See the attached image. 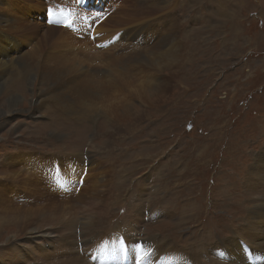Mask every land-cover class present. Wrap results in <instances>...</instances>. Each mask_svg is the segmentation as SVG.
Returning <instances> with one entry per match:
<instances>
[{
  "label": "rangeland",
  "instance_id": "374dc122",
  "mask_svg": "<svg viewBox=\"0 0 264 264\" xmlns=\"http://www.w3.org/2000/svg\"><path fill=\"white\" fill-rule=\"evenodd\" d=\"M8 1L9 8L0 0V17L14 18L24 30L7 32L0 27L4 39L0 59L8 62L14 57L13 67L21 71L20 78H0V110L9 94L20 99L9 115L0 116L1 211L34 216L38 210L63 209L74 196L85 193L88 197L89 180L102 172L105 183L99 189L102 202L98 208L80 210L73 205L68 209L73 228L65 230L69 220L64 217L61 225L50 228L56 236L69 233L76 242L77 233L84 229V214L99 233L96 238L110 235L117 225L133 217V240L126 245L131 260L126 264L141 256L139 248L150 245V240L157 244L163 240L167 250L164 253L159 246L157 253H169L180 260L178 264H212L204 252L216 240L238 245L247 260L264 262L261 250L245 252L238 241L247 249L252 244L247 239L248 244L244 243L240 236L234 239L230 231L241 220L244 224L235 231L250 227L255 232L264 226V0H166L167 8L146 16L149 18L134 16L138 0ZM168 19L176 25L180 66L154 72L143 64L145 72H140L141 62L121 65L125 62L121 59L141 54L159 40L153 38L149 47H137L128 54L138 28L150 21L145 32H151ZM123 27L128 29L124 36ZM100 30H114L115 42L121 44L114 50L110 47L111 51L96 50L106 40ZM145 32L140 39L148 42ZM10 36L17 42L6 44ZM16 46H22L17 55ZM31 51H35L34 72L42 75L45 65L47 73L64 75L59 78L65 86L54 93L60 96L47 100L50 83L46 80H23L28 68L22 70L21 58ZM154 73L161 78L162 93L144 100L128 91L130 80L153 83L147 78ZM108 97L115 99L108 109L119 108L122 102L129 106L109 117L110 111L104 109ZM27 157H36L38 162L30 171L21 169L17 176H10L18 166L5 168L4 164L25 162ZM79 163L87 169L85 174ZM38 164L42 172L39 168L36 174L32 167ZM257 221L262 225L254 227ZM127 228L125 225L123 230ZM14 233L18 238L7 243L4 239ZM112 238L114 245L102 248L106 257L115 252L117 261L119 251L112 247L120 250V243ZM29 240L14 225H7L0 232V258L9 246L28 244V249L17 251L16 263L0 264H34L38 245ZM58 243L48 252L62 258L63 246ZM174 247L185 253H176ZM260 247L264 249V243ZM215 252L214 247L209 251L210 255ZM88 257L82 262L93 264ZM138 259L141 264H155Z\"/></svg>",
  "mask_w": 264,
  "mask_h": 264
},
{
  "label": "bare ground",
  "instance_id": "6f19581e",
  "mask_svg": "<svg viewBox=\"0 0 264 264\" xmlns=\"http://www.w3.org/2000/svg\"><path fill=\"white\" fill-rule=\"evenodd\" d=\"M4 1L6 2V5L9 8L10 1H8V0H4ZM165 1L166 0H138V1H136V3H138L139 8L135 11L136 13H135L134 16H136V17H146V16L151 15L154 12L157 13V12H159V11L167 8V5H164ZM6 9L7 8H5V10ZM3 12H5V11H3ZM146 18H149V17H146ZM149 22L146 23L144 26H142V27H140V28L137 29V36H134L136 42H132V44L129 46L128 51H127L128 54L133 53L134 49L137 48V47H143V48L146 47V46L149 47V42L153 38H159V40L154 45H152L150 48H148L146 51H144L143 53L141 52V54H138V55L133 54V55L127 56L126 58L121 59L122 61H125V62L121 63V65L124 64V66H128L129 64H132V63H135V62H141V64H142V67L141 68L142 69H140V72H145L144 71L143 64L146 65L145 66L146 67V70H147V67H149V69L153 70L154 72H159L161 70H165V69H168L170 67L177 66V65L180 66L179 65L180 63L178 64V60H177L178 57H179V53L178 52H180V50L177 51V48H178V44L179 43H178V41H176V35H175L176 25L174 24V22L171 21V20H169V22L167 21L168 22L167 24H165V23H162V24L158 23L159 25H157V27L155 28L156 30L150 28V29H152V31L146 33L145 32V29L150 26ZM18 25H20V22L17 21V20H15L14 18H12V20H8L7 17H4V16L3 17H0V27H1V31L3 30V31H7L8 32V31H12L13 30V31L16 32L17 30H20V31L24 30L23 28H19ZM124 28L125 27H123L122 29H124ZM113 31L112 30H100L99 31V32H102L104 34V37H102V38H105L106 39V40H104V42L107 41V39L109 38L110 40H112L115 43V45L110 46V47H112L111 50L112 49L113 50L116 49V46H118V45L121 44L120 41L118 43L115 42V35H114ZM123 31L125 32L123 34V36L125 34H128V29H124ZM143 31L146 34H148V35H146V40L148 42L144 41V39H140V34ZM6 35L9 36L8 34H6ZM0 37H1V34H0ZM117 37H118V35H117ZM119 38H120V36H119ZM2 40H4V39L0 38V48L3 46ZM12 42H15L16 43L17 40L14 37H11L8 40H6V44L7 43H12ZM21 47L22 46H16V48H15L16 49L15 50V54L16 55H17V50L20 49ZM110 47L107 50H110ZM93 50H95V49H93ZM34 56H35V51H31L30 53L26 54V56H24V57L21 58L22 59V63H23L22 70H26L28 68L27 72H25V75L23 74V80L33 79V80L36 81L37 79H39V80H41V82L44 81V80H46V81H48V83H50V87H48V89L45 92L46 96L48 97L47 100H49L51 98H54L55 96H60V95H55L54 93L57 90H61L65 86V83L61 82L63 80L62 77L64 75L62 76V75H58L57 74V76H53L51 73H47L46 72L47 69L45 68V65L43 66V69L40 70L42 72V75H39V73L34 72L35 70L31 68V63H32V59H33ZM37 59H39V56L37 57ZM13 60H14V57H12L10 60H8V62L1 61V59H0V78L2 76H4V77H9L10 76L13 79L16 78V77H19L18 75H20L21 71H17V70L14 69V67L12 65ZM112 63H114V62H112ZM111 68H110V71H111ZM65 70H67V69H65ZM62 72L64 73V71H62ZM113 72H114V70H113ZM122 73L123 72H120L118 74L117 72H115V74H118V75H120ZM46 74L48 76H46ZM84 75H86V72H84ZM59 76H62V77L59 78ZM111 78H112V75H111ZM147 79H150L153 83H149L148 82L149 84H145L144 82L139 81V80H137V81H134V80L131 81L130 80L129 83H131V84H129L128 91L129 90L130 91H134L139 98H142L144 100H147V99L151 98L154 94H159V93H162L163 92L164 87H163V84L161 83V78H159L157 74H155V73L154 74H150V75H148V78ZM15 85L16 84H14V86ZM17 86H15V87H17ZM148 86H150V87L148 88ZM151 87H154V88H151ZM148 93H150V95ZM9 95L10 96H8V97H10V98L8 100V103L5 104L4 106H2L3 109L0 110V116L1 115H9V113H11V111L13 110V107L14 106L16 107V105L20 101V99L18 98L19 96L17 97V96H14L12 94H9ZM110 97H108V99L106 98L107 101L105 100V103H104V105H106V107H104V109L110 111L109 117L112 116L114 113H116L117 110L122 111L126 106H129V104H127L125 102H122L119 108H118V106H116V105L114 106L113 105L111 107V109H108V107L111 106L112 103H113V101L115 100V99L110 100ZM112 97H114V96H112ZM144 97H146V98H144ZM121 101H123V100H121ZM41 102H43V101H41ZM36 107H37V105H35V108ZM35 110H37V109H35ZM12 157H14V156H12ZM36 162H38V160H37L36 157H27L25 159V162L7 161L4 164V166H5V168H8V167L11 168L13 166H18V167H16L17 170H16L15 173H13V174L10 173V176H17L16 174L20 173V171H22L21 169H23V171H26V172H27V170L30 171V169H28V168H30V166H33ZM79 164H80V167L79 168L83 167L82 166V163H79ZM40 166H41V164L40 165L39 164L36 165L35 168L32 167L33 169H35V171H36L35 173L36 174H38V169L40 168ZM40 169H41V172H42V168H40ZM41 172H39V174ZM95 174L89 180L90 181V186H91V188L89 189L90 195L87 197L85 193H82V194L78 195L79 197L74 196L70 201L68 200L69 201V204H64L63 205V209L61 208L60 210H57V208L55 207L53 210L51 208L48 209V210H46V209L45 210H38V213L36 215H34V216H28V212H18L17 215L16 214L9 215V212H11V211H8V210L7 211L6 210L5 211H3V210L1 211V209H2L1 208L0 209V232L3 229H5L7 225H11L12 224L16 228H18V233H25L26 237H31V240L28 241L29 244H36V245H38V249L33 252V253H35V258L33 259V261L34 260H37L36 262H34V264H41L42 261H44V260H46V262L48 264L49 263L50 264H60V263L61 264H86V263H84L85 261L84 262H82V261L85 260L84 257H88V256L91 257V258H93L94 261H96V262L101 261L100 264H114L117 261H118V263H120V261L122 259V254L123 253H119L118 252L119 256H118V260L116 261V258L117 257L115 255V252H113V255H109L108 257H106L105 250L102 247H107V246H110V245H114V242L112 241V239H113L112 237H115L117 239V242L120 243V245H127V244H129L133 240V238L131 239V237H130L131 232H132L133 228L135 229V227H132L134 225V220H135V219H133V217L131 218V221H128L127 223L125 222L123 225H119V226L117 225L115 228H118V229H116L115 232H113V230H112L111 233H113V234L110 233V235L112 237L110 235L109 236H105L103 234L102 235L103 237H97L96 238V236L99 233H97V232L94 231L92 225L90 226L89 218L85 214L83 216L84 217V220H83L82 225H83V228L86 230L87 234L84 231V229L82 228L83 230L80 231V233L79 232L77 233L79 235V236H77L79 239H76V242H73V240H71V238L69 236L70 235L69 233H65L64 236H61L60 237V236H56V234H55L56 232L55 231L52 232V229H50V228H53L55 226L57 227V225H55V224H60L61 225L62 218H64V217H68V220H69L68 225L65 226V230L68 231L71 228H73L72 226H69V223L70 222H73L74 220L70 216V212L69 211H71V210H68V209L69 208H73L72 206L73 205L75 206V204L80 208V210L83 207H85V208H92V209H94L95 207L98 208V206H96V205H99L102 202V199L100 198V190L99 189L104 187L105 181L104 182L101 181L102 180L101 176L103 175L102 172H99V173L96 172ZM249 187L251 188L249 190H253V186L252 185H249ZM66 211H67V213H66ZM64 212H65V214L63 215L62 213H64ZM90 214H91V212H90ZM72 216H74V212H73V215ZM254 217H256V215ZM249 218H251V216H249ZM257 219H254V220H257ZM243 221L244 220H241L240 223H238L234 227L233 230L232 229L230 230L231 233H232L231 235H234V237H233L234 239H236V238H238L240 236L239 238H241V240L244 241V243L248 244L247 243V241H248L252 245H255V247H252V245H249L248 244V250H247L248 253H250V251L253 252V253H256V252H258V250H261L262 254H264V249H262L260 247L261 244L264 243V226H262L259 229H257V231L255 230V232L252 231L253 228H250L248 226H247L248 229H242V230L235 231L239 226H241L242 224H244ZM251 221L252 220L250 219V221H249L250 223L249 224H252ZM261 221H262V219H261ZM125 225H127V227L129 228V229L127 228L128 231L130 230L129 233H128L127 229L123 230ZM233 225H234V223H233ZM253 225H254V227H259V226L262 225V223L260 221H257V222H253ZM89 227H90V229H89ZM49 229L51 230V232H49ZM260 230H262V231H260ZM47 231L49 233H46ZM115 233H118L119 236H121L124 239L125 242H122L121 237H118V236L116 237L115 236ZM16 237H17V233H14L13 235L5 238L4 240H6V242L8 243L9 241L15 240ZM47 238L50 239V241H47L46 240ZM106 238H109L110 240L108 242H106V244H104ZM245 239H247V241ZM34 240H37V241L35 242ZM58 241L61 243L60 245L63 246V249L61 251V254L63 255L62 258H61V255H59V253H49L50 252L49 251V248L52 245L59 244ZM161 241H160V244L159 243L157 244V243H154L153 240H150V242L148 243L150 245H148V246H153V248H154V250L156 252L158 251L159 246H161L162 249H163V252L165 253L166 250H167V246L168 245L165 246L163 240H161ZM221 243L222 242L216 240V242H214L213 244L212 243L209 244L208 245V248H206L207 251L204 252V254L208 258H210V262L212 264H240V263H243L242 260L245 261V264H264V262L257 263L255 260H252V261L251 260H247L246 256L243 254L244 252H242L241 250L238 249V245L233 246V245L221 244ZM235 243H237V241ZM72 245H74V247H72ZM97 245H99L98 248H96ZM243 245H245V244H243ZM243 245H241V246H243ZM228 246H229V249H226L225 247H228ZM256 246L259 247V248H257ZM32 247H33V245L29 249H31ZM213 247H214V249L216 248L217 253L215 252L214 255H210L209 251ZM43 248H47L46 251H43L42 250ZM59 248L60 247H58V249ZM80 248L83 251L82 255L79 254V249ZM95 248L97 249V252H95ZM23 249H28V244H26V245H15V246L13 245V249L11 248V246H9L8 250L5 252V254H6L5 257L2 258V259L0 258V262L3 263V261H9L11 263H16L19 260L18 257H17V251H23ZM173 249L176 250V253H181V252L182 253H185V252H183L179 248L174 247ZM135 250H136V247H135ZM148 250L149 249H146L145 251H142L141 250L140 253L141 254L147 253ZM36 251H39V252L36 253ZM55 251H56V249H55ZM218 251H219V253H218ZM28 254L25 255V257H27ZM149 256H151V255H149ZM40 257H42L43 259L39 260ZM113 257H115V260L113 259ZM166 258L168 260H170L169 257H166ZM203 258H206V257H203ZM220 258L225 259L226 262L225 263H222L220 261ZM110 260H112L111 263H109ZM191 260H193V259H191ZM198 260H200V259L198 258ZM150 261L151 262H155V264H165L163 262V259L162 258H159V256H157V255L154 256V257H151ZM250 262H253V263H250ZM194 264H195V262H194ZM199 264H203V263H199Z\"/></svg>",
  "mask_w": 264,
  "mask_h": 264
},
{
  "label": "snow or ice",
  "instance_id": "6c2138e0",
  "mask_svg": "<svg viewBox=\"0 0 264 264\" xmlns=\"http://www.w3.org/2000/svg\"><path fill=\"white\" fill-rule=\"evenodd\" d=\"M48 13H49V15L51 16L52 15V9L51 8H49L48 9ZM49 22H51V20L49 21ZM81 184L83 183V181L81 180V182H80Z\"/></svg>",
  "mask_w": 264,
  "mask_h": 264
}]
</instances>
